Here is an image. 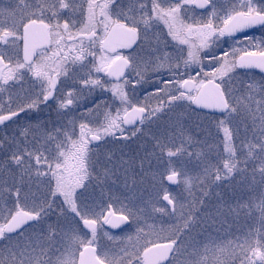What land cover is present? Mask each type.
I'll use <instances>...</instances> for the list:
<instances>
[{
    "label": "snow or ice",
    "instance_id": "obj_1",
    "mask_svg": "<svg viewBox=\"0 0 264 264\" xmlns=\"http://www.w3.org/2000/svg\"><path fill=\"white\" fill-rule=\"evenodd\" d=\"M0 264H264V0H0Z\"/></svg>",
    "mask_w": 264,
    "mask_h": 264
}]
</instances>
